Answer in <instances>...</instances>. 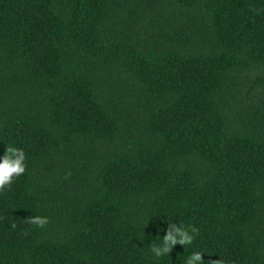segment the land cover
I'll use <instances>...</instances> for the list:
<instances>
[{
	"label": "trees",
	"instance_id": "trees-1",
	"mask_svg": "<svg viewBox=\"0 0 264 264\" xmlns=\"http://www.w3.org/2000/svg\"><path fill=\"white\" fill-rule=\"evenodd\" d=\"M9 143L0 264H264V0H0Z\"/></svg>",
	"mask_w": 264,
	"mask_h": 264
},
{
	"label": "clouds",
	"instance_id": "clouds-1",
	"mask_svg": "<svg viewBox=\"0 0 264 264\" xmlns=\"http://www.w3.org/2000/svg\"><path fill=\"white\" fill-rule=\"evenodd\" d=\"M26 166L24 150L13 143H9L3 154H0V192L9 189L14 178L25 173ZM27 222L37 227H43L48 222V217L39 214L29 215L27 216ZM9 226L13 229L17 227L15 219L10 221ZM199 231L200 229L194 224L167 223L164 234L160 235L159 242L153 243L151 241L148 244L153 258L169 255V252L177 243L183 247L185 245L191 246ZM202 252L204 251H189L188 255L183 259V264H203L205 260L202 257ZM213 261H218L219 264H235L234 260L224 261L220 258Z\"/></svg>",
	"mask_w": 264,
	"mask_h": 264
}]
</instances>
